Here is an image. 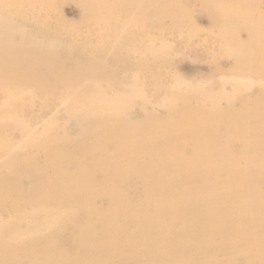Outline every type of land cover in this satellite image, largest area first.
I'll return each mask as SVG.
<instances>
[{"label": "bare ground", "instance_id": "6f19581e", "mask_svg": "<svg viewBox=\"0 0 264 264\" xmlns=\"http://www.w3.org/2000/svg\"><path fill=\"white\" fill-rule=\"evenodd\" d=\"M3 1L0 264H264V0Z\"/></svg>", "mask_w": 264, "mask_h": 264}, {"label": "rangeland", "instance_id": "374dc122", "mask_svg": "<svg viewBox=\"0 0 264 264\" xmlns=\"http://www.w3.org/2000/svg\"><path fill=\"white\" fill-rule=\"evenodd\" d=\"M250 1L256 2L255 0ZM0 16H9L12 19H17V17L12 14V11L8 7H6L3 0H0ZM22 17L23 16H18V23L20 24L19 26L22 29L20 31H14L16 34L19 32L23 33L25 29L29 28L28 23L26 22V20H23ZM48 17L50 18L51 23L55 25L56 33L58 34H60L62 30H65L67 34L71 36L76 32V29L79 26L77 15L72 11V8L70 6L63 5L55 8H48ZM204 19L206 18L200 17L201 21ZM176 50L177 54L172 53V56H170L171 62L168 66L174 71L175 78L184 76L187 77L188 80L191 81V83L196 84L198 82L197 84L201 83V85H205L206 87L212 83H218V81L221 79L218 75L215 76L211 73L213 72L211 71V69H209L212 64L211 59L209 57H206V55H202L199 52L195 51L193 53H190V51L183 47L177 48ZM244 83L249 82L244 81ZM251 83L254 84L255 81H252ZM202 91L203 93H205L204 90H201V92ZM70 131L71 130L68 129L69 133H71ZM23 194L24 197L27 195L25 193V190L24 192L19 193L20 196H22Z\"/></svg>", "mask_w": 264, "mask_h": 264}]
</instances>
